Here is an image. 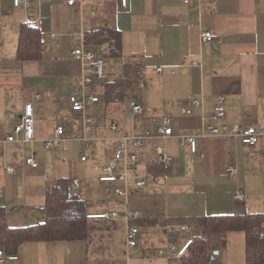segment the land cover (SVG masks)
<instances>
[{
	"label": "crops",
	"instance_id": "0c3cea01",
	"mask_svg": "<svg viewBox=\"0 0 264 264\" xmlns=\"http://www.w3.org/2000/svg\"><path fill=\"white\" fill-rule=\"evenodd\" d=\"M25 22L40 29L38 60L16 58L19 26ZM106 23L120 32V57H109L112 44L90 46L106 60L107 80L97 85L100 101L84 111L95 120L89 134L94 144L81 152L83 121L72 113L68 99L71 88L80 85L81 64L70 51L89 48L85 33ZM202 32L216 38L201 42ZM127 65L140 70L139 87L122 103L106 105L102 84L125 80ZM36 94L39 100L34 99ZM220 96L225 99L220 124L259 126L264 103V0H192L188 5L180 0H128L127 8L118 0H84L73 7L65 0H31L28 7L18 8L11 0H0V140L13 133L25 103L31 102L34 110V142L2 147L0 215L7 213L11 227L42 222L47 186L61 178L70 185L75 176L79 187L70 190L86 202L87 215L140 213L127 222L91 219L97 222L91 223L94 228L86 241L23 243L12 254L16 259L3 264H181L179 259L159 257L156 251L202 236L207 216L253 213L255 205L246 200L264 198V151L259 145L243 146L205 131ZM194 99H202L203 107L191 115L167 107ZM133 104L141 105L144 113L132 116ZM112 121L116 131L109 129ZM55 125L64 128V151L43 148ZM158 127L171 128L173 135L156 137ZM125 134L147 141L136 151L127 195L119 198L113 193L114 184L101 183L98 177L113 156L117 138ZM180 136L195 137V153L189 146H179ZM156 145L173 158L161 172L155 171ZM71 152L76 154V172L68 173ZM80 155L85 162H80ZM29 157L36 167L25 164ZM231 165L237 168L235 181L224 175ZM7 166L14 167L13 175L6 173ZM137 180L145 181L143 189L134 186ZM237 187L244 191L243 204L234 199ZM17 212L28 218L37 214V220L11 225ZM184 226L190 233L182 230ZM128 227L140 230L136 248L125 244ZM170 227L175 229L173 236L167 232ZM196 232L202 234L195 236Z\"/></svg>",
	"mask_w": 264,
	"mask_h": 264
},
{
	"label": "built area",
	"instance_id": "2783aa9c",
	"mask_svg": "<svg viewBox=\"0 0 264 264\" xmlns=\"http://www.w3.org/2000/svg\"><path fill=\"white\" fill-rule=\"evenodd\" d=\"M31 0H11L13 7L18 8L22 4L25 7L30 5ZM122 8H127L128 0H118ZM185 5H188L192 0H180ZM84 0H65L68 7H73L76 5H82ZM216 36L210 32H202L200 35L201 42H210L214 40ZM70 55L73 58L79 60L81 64V81L78 87H72L69 94V104L72 113L80 114L83 121V136L79 139L82 142L81 152L84 150L91 149L94 144V140L89 136L92 126L95 124V120L84 114V111L96 105L100 101V97L95 93L97 85L101 82L107 80L106 73V60L102 57L96 55L95 50L92 47H80L77 49H72ZM160 73L161 69H157ZM40 95L36 94L34 96L35 100H39ZM215 106L212 114L208 117V125L205 128L212 136L230 137L235 141H239L240 144L247 147H254L259 145L264 151V103L262 104L260 124L255 126L246 127H230L227 124H220L219 122L224 117V106L225 99L223 97H217L215 101ZM167 107L174 108L178 107L183 110L186 115H191L193 110H201L203 107L202 99H194L189 102L183 103H172L168 104ZM144 113V108L139 104H133L131 107V114L134 117L140 116ZM111 131L117 130L116 122L112 121L109 125ZM63 135L64 128L60 125H55L52 129L50 138L43 141V148L46 151L53 150H65L63 146ZM173 131L168 127H158L156 129V137L160 139H165L171 137ZM147 138L133 135L125 134L117 138V144L113 156L109 159L108 163L102 167L100 171V176L98 177L101 183H111L114 184L113 193L119 198H125L127 195V188L130 186L128 178L129 175L134 172L137 164L136 151L143 148L146 144ZM27 143L32 144L34 142V110L31 102H27L23 106L22 113L18 119L17 124L14 127L13 133L5 136L3 140H0V159L4 157L2 152V147L5 144L11 143ZM189 146L190 151L195 153V137L193 136H180L179 146ZM131 148L132 150H130ZM153 153L155 155L156 162L166 168L169 164L173 162V158L168 155L162 146L156 145L153 147ZM203 156L200 155V159ZM80 162H85L86 158L80 155ZM25 164L30 167H36L37 163L33 157L26 159ZM122 165L121 171L118 170V166ZM6 173L13 175L15 169L12 166L5 167ZM225 177L236 180L237 168L235 165L228 166L224 171ZM80 179L74 177L70 181V186L77 189L79 187ZM134 186L138 189H143L145 187L144 180H137ZM234 199L238 204H243L245 195L244 191L237 187L234 193ZM140 217L139 212L125 211L124 214H119L118 212L111 211L106 213H99L93 215H87L88 219H103L108 221L123 220L125 222L136 219ZM185 233H190L191 229L188 226L182 227ZM170 236H173L175 229L170 227L167 230ZM192 243V239H188L182 246H177L175 243L171 244L169 250L158 249L156 251L159 257L166 259H180L182 258L188 248ZM125 244L128 248H136L140 245V230L137 227H128L125 234ZM15 255H5L3 250L0 249V264L5 263L8 260H15ZM216 263V254L212 252L208 256L207 264Z\"/></svg>",
	"mask_w": 264,
	"mask_h": 264
},
{
	"label": "trees",
	"instance_id": "16d2710c",
	"mask_svg": "<svg viewBox=\"0 0 264 264\" xmlns=\"http://www.w3.org/2000/svg\"><path fill=\"white\" fill-rule=\"evenodd\" d=\"M86 46L112 44L110 58L120 57L121 38L119 30L108 23L85 33ZM40 29L22 23L18 31L16 58L20 61L40 59ZM125 80L107 81L102 84L103 101L106 105L122 103L126 95L136 90L140 82V70L127 65ZM155 171H162L157 164ZM44 220L42 222L11 227L6 214L0 215V249L5 255L15 254L26 242L86 241L97 222L87 218L86 202L70 190L68 179L61 178L49 184L44 193ZM241 232L244 236V264H264V213L210 215L203 221V235L192 239L186 254L179 259L181 264H207L212 252H221L228 244V234Z\"/></svg>",
	"mask_w": 264,
	"mask_h": 264
},
{
	"label": "rangeland",
	"instance_id": "374dc122",
	"mask_svg": "<svg viewBox=\"0 0 264 264\" xmlns=\"http://www.w3.org/2000/svg\"><path fill=\"white\" fill-rule=\"evenodd\" d=\"M32 9H33L32 7L29 8V10H28L29 14L31 12H33ZM21 11H22V9H21ZM69 155L70 156L67 158V160H69V161H68L65 169L67 170L68 173L69 172H76V168L74 171V166H73L76 154H74V152H71ZM246 201H247V203L249 202L248 204L252 203V205H255L252 209H250V211H252L253 213H261L264 211V207H263L264 203H262V201H264V198H262L259 201L258 198H256V197H250V198H247ZM19 212L12 215V217H11L12 219L10 220L11 225L17 224V222H18L17 220H19V222H21L20 223L21 225L28 224L26 222H29V221L35 222V220H37L36 219L37 214H33L28 218L25 216H17ZM14 221H15V223H14ZM196 234L197 235H195V236H198L202 233L196 232ZM216 260H218V261L215 264H218V262H219V264H244V236H243V233L231 232L228 235V244H227L226 249L221 251L219 253V255H217Z\"/></svg>",
	"mask_w": 264,
	"mask_h": 264
},
{
	"label": "water",
	"instance_id": "95a60500",
	"mask_svg": "<svg viewBox=\"0 0 264 264\" xmlns=\"http://www.w3.org/2000/svg\"><path fill=\"white\" fill-rule=\"evenodd\" d=\"M214 254H216V255H217V254H218V252H214Z\"/></svg>",
	"mask_w": 264,
	"mask_h": 264
}]
</instances>
